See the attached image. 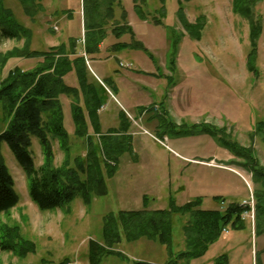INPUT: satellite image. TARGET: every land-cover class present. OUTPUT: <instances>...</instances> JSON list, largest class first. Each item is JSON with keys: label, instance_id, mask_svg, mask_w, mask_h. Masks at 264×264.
<instances>
[{"label": "rangeland", "instance_id": "rangeland-1", "mask_svg": "<svg viewBox=\"0 0 264 264\" xmlns=\"http://www.w3.org/2000/svg\"><path fill=\"white\" fill-rule=\"evenodd\" d=\"M40 2L43 9L33 19L26 17L14 0H4V5L31 31V50L47 51L76 40V55L84 58L90 80L99 83L107 93L105 103L97 112L100 134L92 132L90 122L88 133L100 149L102 136L113 132L111 142L118 143L119 150L124 152L118 156L115 175L106 179L105 196L93 198L88 205L77 198L67 209L42 212L29 199L25 175L13 154L2 144L1 153L14 180L19 202L8 214L0 213V225H17L21 236L34 245V252L20 258L0 250V264H59L64 260L67 264H88L90 240L103 248L109 246L102 230L104 217L135 211L143 196L148 198L149 211L167 209L170 196L178 206L200 196L204 210L222 209L233 202L248 207L249 212L242 216L244 229L234 231L227 227L203 257L178 264H214L224 254L228 256L227 264H255L257 253L264 249V235L254 234L253 192L259 185L247 171L232 163L240 161L217 146L210 136L176 138L172 130H184L175 125L199 123L224 128L240 146L251 148L264 167V126L258 130L264 123V0L253 7L254 17L261 26L254 74L245 65L249 24L233 13L232 0L182 3L185 23L201 27L199 40L192 39L178 19V0H164L165 18H159L157 13L160 0H145L144 4L137 0L147 20L136 26L134 39L142 42L152 59L135 50L113 54L112 43H104L99 55L86 54L80 22L83 0ZM153 18L160 19L162 24H153ZM170 34L175 39L173 47ZM23 46L24 40L0 41V53H12ZM38 61L41 60L10 58L0 67V81L15 68L31 70ZM101 75L119 79L120 93L110 82H104ZM64 79L67 85L77 86L73 73ZM61 102L64 125L69 132L70 156L83 158L86 141L75 138L72 133L71 99L62 97ZM122 114L129 124L125 133L119 130ZM4 127L0 111V130ZM52 144L54 164L60 166L65 155L55 140ZM31 152L37 168L43 157L35 138H32ZM100 157L104 160L106 156L100 152ZM213 194H218L224 202L215 203L210 198ZM172 221L174 256L165 246L146 239L127 242L121 233L120 241L112 245V250L121 256L105 255L100 264H166L184 250L182 228L188 218L173 216ZM260 261L264 264V253Z\"/></svg>", "mask_w": 264, "mask_h": 264}, {"label": "trees", "instance_id": "trees-1", "mask_svg": "<svg viewBox=\"0 0 264 264\" xmlns=\"http://www.w3.org/2000/svg\"><path fill=\"white\" fill-rule=\"evenodd\" d=\"M21 7L23 14L33 19L43 9L40 0H14ZM114 0H83V29L85 38V51L88 55L99 53V45L104 41L106 32L104 26L106 13L112 14ZM145 3V0H140ZM189 0H178V19L182 22L186 32L192 39L199 40L201 27L189 26L184 21L183 5ZM260 0H232V11L235 15L248 21L249 24V49L246 55V69L256 73L257 59L256 42L260 35L261 26L254 17L253 7ZM161 8L157 11L159 18L166 17L164 0H160ZM136 16L146 21L137 0H133ZM104 8V9H102ZM126 14L122 12L123 25L112 29L116 38L128 34L130 43H117L112 46L115 51L135 50L141 51L150 59L152 56L142 43L134 39V34L126 23ZM153 24L161 25L158 18L152 19ZM189 29V30H188ZM31 31L23 26L14 16L12 10L0 0V41L24 40L21 50L2 55L0 53V67L10 58L39 59L36 66L29 71L15 68L8 72L6 78L0 81V111L5 127L0 130V213L8 214L19 202L15 191V183L8 170L2 153L1 145L4 144L13 154L19 167L26 178L28 197L39 211L62 210L77 198L83 204H90L93 198L105 196L107 193L106 179L112 178L117 170L118 156L124 152L119 150L118 143H112L108 135L100 139L101 148L94 143L88 133L89 122L92 132L100 134L97 112L105 103L107 93L95 80L91 81L84 58L76 55V40H69L67 46L60 44L47 51L31 50ZM171 45L175 39L171 37ZM172 60V58H171ZM172 61L170 62V64ZM73 73L77 86H69L65 77ZM106 85V84H105ZM107 86V85H106ZM116 92V89L113 88ZM70 98L69 110L73 124V135L78 139H85L86 153L71 157L69 132L64 125L63 104L61 98ZM120 128L125 133L129 126L122 114ZM173 128V125H171ZM258 126V130H261ZM184 130H172L173 136L196 137L208 135L214 139L217 146L227 150L240 162H232L251 175L252 181L259 185L253 192L256 201L254 212V234L264 235V167L258 162L251 148L240 146L232 140L224 128L208 126L204 123L176 126ZM174 127V128H175ZM116 133V132H115ZM32 138L40 145L42 164L35 167L31 152ZM65 155L60 166L54 164L53 141ZM99 145V146H100ZM106 156L104 160L100 157ZM130 152V150H129ZM215 203H223L221 197L212 199ZM202 198H195L182 206L176 205L170 196L167 209L149 211L148 198L142 197V209L120 212L117 216L109 214L104 217L103 234L108 248H103L95 241L88 242V264H100L105 255L121 254L112 250V245L120 241L121 233L127 242L146 239L161 246H165L168 253L174 256L173 245V216L188 218L183 226L184 250L166 264H178L179 261L196 260L203 257L209 247L216 243L222 232L230 227L238 231L244 229L242 216L249 212L248 207L231 203L222 209H202ZM68 211V210H66ZM0 250L12 252L20 258L34 252V245L25 240L17 225H0ZM264 249L257 253L255 264H261L260 255ZM226 254L214 261V264H227ZM59 264H67L66 260ZM136 264H148L137 262Z\"/></svg>", "mask_w": 264, "mask_h": 264}, {"label": "crops", "instance_id": "crops-1", "mask_svg": "<svg viewBox=\"0 0 264 264\" xmlns=\"http://www.w3.org/2000/svg\"><path fill=\"white\" fill-rule=\"evenodd\" d=\"M133 6H134L133 0H114L113 1V3H112L113 12L110 15H109V13H106V17H105V21L107 23L104 26V29H105V32H106V37H105L104 41L99 45V53L98 54H95V55L101 54V52H102V46L104 45V43H106L107 45H108V43H112L111 46L112 45H115L117 43H126V44L130 43L129 42V37L130 36L128 34L122 35L120 38H116L112 34V29L114 27H116L118 25H123V21H122V12L123 11L126 14V20L125 21L127 23V26H129L131 28V30H132V32H133L134 35H137V27L141 23H146V22L145 21H142V20H137L136 19L137 17L135 16L136 14L134 12ZM102 9H104V8H102ZM83 15H84V13H83ZM83 20H84V17L82 19H80V22H81L82 27H83ZM140 43H142V42H140ZM119 52H121V51H119ZM119 52L118 51H115V52L112 51L111 53L114 54V53H119ZM101 77H102V79H103L104 82L106 80V81L110 82L113 86H115L116 89H117V93L118 94L120 93V90L118 88L119 87V83H120V80L119 79H117L116 77H114L112 75H107V76H102L101 75ZM174 141H178V140H174ZM178 157L181 158V159H184L181 156H178ZM192 162L193 161H191V163ZM217 195L218 194H213V195L210 196V198L212 199L214 197H217ZM198 197L201 198L200 196H198ZM154 201H156V200H154ZM140 205L137 204L135 210H140L139 208L142 207V203H140Z\"/></svg>", "mask_w": 264, "mask_h": 264}, {"label": "built area", "instance_id": "built-area-1", "mask_svg": "<svg viewBox=\"0 0 264 264\" xmlns=\"http://www.w3.org/2000/svg\"><path fill=\"white\" fill-rule=\"evenodd\" d=\"M82 9V3H81V8ZM55 30H57V28L55 27ZM84 57H85V54H84ZM121 66H123L122 64H120ZM126 67V66H125Z\"/></svg>", "mask_w": 264, "mask_h": 264}]
</instances>
